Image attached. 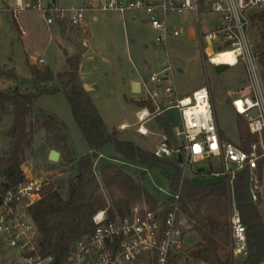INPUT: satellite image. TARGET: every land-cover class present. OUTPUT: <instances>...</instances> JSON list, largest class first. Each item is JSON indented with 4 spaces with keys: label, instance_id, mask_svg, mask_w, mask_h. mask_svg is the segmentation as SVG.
<instances>
[{
    "label": "built area",
    "instance_id": "obj_1",
    "mask_svg": "<svg viewBox=\"0 0 264 264\" xmlns=\"http://www.w3.org/2000/svg\"><path fill=\"white\" fill-rule=\"evenodd\" d=\"M27 1L16 0L14 15L29 7ZM36 1L37 8L51 13L45 19L48 25L65 23L84 33H87L85 13L88 9L122 15L131 13L134 19L145 16L146 22L158 32L156 42L166 47L170 39L181 35L170 17L189 11L197 45L211 65L226 64L214 63L212 55L224 50L234 52L235 65L241 63L245 67L247 80L243 87L230 93L229 98L237 116L246 120L250 134L257 137L249 150L238 142L221 138L209 85L187 95L178 91L172 80L175 68L169 55L168 61L161 64L162 69L142 82L139 97L150 100L154 109L139 107L136 131L148 136L150 130L146 124L152 118L169 109L178 112L180 122L174 127L173 136L180 144L164 137L153 153L159 158H175L184 171L194 165L204 167L202 163L213 158L220 161L223 170L213 175L226 178L230 188L231 255L247 257V231L237 206L234 180L247 168L250 201L261 200L263 174L259 172V164L264 159V76L251 29L252 16L264 10V0H92L90 5L68 8L54 4L51 8L42 7L41 0ZM212 15L217 16L213 21ZM204 23L210 25L207 31L201 29ZM207 44L211 48L206 53ZM82 46L88 47L86 39ZM36 61L46 63L43 57ZM127 127L122 125L121 129ZM24 174L25 180L17 186L0 190V244L6 253L1 264H54L53 256L45 255L39 247L40 231L32 214L33 207L42 199L48 179L33 177L27 171ZM183 179H186L184 173ZM180 196V189L172 191L165 200H157L156 207L143 202L125 216L112 217L108 208L98 210L92 218L93 231L79 239L67 264H175L186 248V237L195 231V222L181 207Z\"/></svg>",
    "mask_w": 264,
    "mask_h": 264
},
{
    "label": "rangeland",
    "instance_id": "obj_2",
    "mask_svg": "<svg viewBox=\"0 0 264 264\" xmlns=\"http://www.w3.org/2000/svg\"><path fill=\"white\" fill-rule=\"evenodd\" d=\"M89 0H41L42 7H72L83 6ZM29 7L18 14L16 0H0L1 23H0V90L21 92L33 90V77L30 64L48 66L55 72L65 69L66 53H83L81 58V72L88 83H95L96 91L92 93V100L97 106L102 118L109 129L116 128L120 139L134 141L140 147L149 152L157 147L164 139L160 125L156 117L147 124L150 130L148 136H140L137 132L136 112L139 107L138 100L141 98L133 94L129 87V79L137 78L142 81L149 79L152 73L162 69L161 64L168 61V55L174 66L172 80L181 93L203 85H209L212 91L213 104L216 120L224 137L234 142H240L238 129V116L231 105L230 93L237 91L246 84L247 75L245 67L239 63L228 67L225 71L217 73L197 45L192 15L189 11L170 17V22L176 24L181 31L180 37L170 39L167 47L164 43H157L158 32L146 22L145 16L141 22H130V15L117 13L109 16L104 12H97L99 20L92 19L91 12L86 11L87 33L76 27L67 26L69 31L62 35L58 23L48 25L46 17L51 13L37 8L36 0H28ZM216 15L211 16L213 21ZM208 23L201 27L207 31ZM261 28L257 22H253L251 38L255 48L263 45L260 38ZM88 41V47L82 46L83 40ZM129 42V43H128ZM211 45H205L207 53ZM264 49V45L263 48ZM262 49L257 50L259 65L264 76V64L260 61ZM43 57L45 64H39L36 59ZM182 67L184 73L177 72V67ZM58 82L55 81V85ZM181 93V94H182ZM55 115L63 126L61 131L66 134V140L55 136V132H49L36 121L44 122L49 115ZM246 122V120L243 118ZM27 121L35 127L34 142L32 149L26 152L25 162L22 169L33 177H45L47 183H54L63 195L68 194V182L78 170L79 161L83 157L91 156L95 150L86 142L81 128L75 119L70 103L62 91L52 94H43L38 97L35 109ZM13 115L4 114L0 121V155H3L10 146L7 131L12 125ZM122 123L128 124L125 130L120 129ZM38 125V124H37ZM244 125V123H243ZM171 141L180 144L174 136ZM67 147V149H66ZM51 150L61 153L58 162H52L48 156ZM172 161L177 163L175 158ZM107 163H112L130 174L135 181L144 189L153 194L157 200L163 201L172 192L170 182L163 174L162 168L148 169L146 165L126 160L116 151L112 143L106 144L98 152L94 159L93 172L101 185V193L106 199L107 205L112 206L113 201L109 192L105 189L101 170ZM178 164V163H177ZM199 165L186 168L183 173L186 179L202 181L206 183L217 182L220 178L213 175L214 172L223 170L222 164L217 158L205 161L204 173H198ZM182 168V167H181ZM264 196V192H263ZM146 202L143 199L137 204ZM264 197L258 203L264 221ZM262 204V205H261ZM229 216L230 206L228 199ZM103 208V209H104ZM230 230V217H229ZM231 236V235H230ZM199 237L195 232L188 234L185 240L186 248L178 257L175 264H204L202 262H188V252L198 242ZM231 248V245H230ZM231 251V250H230ZM232 252V251H231ZM6 253L0 244V264ZM236 264H241L245 257L233 258Z\"/></svg>",
    "mask_w": 264,
    "mask_h": 264
},
{
    "label": "trees",
    "instance_id": "obj_3",
    "mask_svg": "<svg viewBox=\"0 0 264 264\" xmlns=\"http://www.w3.org/2000/svg\"><path fill=\"white\" fill-rule=\"evenodd\" d=\"M252 18L253 22L259 24L260 38L264 42V10L255 13ZM263 45H257L256 50L262 49ZM82 56L81 52L73 55L66 53L65 69L61 72H55L48 66L30 64L32 91L0 90V121L4 114L13 115L12 125L7 131L10 146L0 155V190L13 188L25 180L22 164L25 162L26 152L32 149L36 126L55 132L57 137L61 134L63 140L67 138L61 131L63 126L53 114L42 123L36 121V126L27 121L35 109L36 100L43 94L62 91L66 95L86 142L95 150L90 157L80 159L76 175L68 182L66 196L54 183L44 185L42 199L32 209L40 231L41 251L45 255L53 256L54 264H67L79 239L93 231V215L107 205L101 193V185L94 175L93 163L98 157V152L106 144L112 143L120 156L126 160L146 165L148 169L162 168L163 174L170 182V189L173 192L180 189V205L194 220V230L199 236V241L188 252L189 263L236 264L230 251V188L227 179L220 178L214 183L182 180V168L179 164L155 156L153 152L143 149L132 140L120 139L116 128L109 129L80 80ZM260 61L264 64V49L261 50ZM55 81L58 82L57 85ZM136 102L138 107L148 106L154 109L150 100ZM155 117L162 134L171 140L174 127L180 122L178 112L169 109ZM238 129L239 145L249 150L257 137L250 134L248 124L241 116H238ZM220 134L223 140H228L221 131ZM263 168L264 159L259 164L261 175ZM101 175L104 187L113 201L112 206L108 208L110 216L129 214L143 197L151 208L156 207V197L144 191L130 174L116 165L107 163L102 167ZM248 176L249 170L246 168L239 172L234 180L237 206L247 231L248 255L241 264H263L264 221L258 206L261 200L258 203L250 201Z\"/></svg>",
    "mask_w": 264,
    "mask_h": 264
},
{
    "label": "crops",
    "instance_id": "obj_4",
    "mask_svg": "<svg viewBox=\"0 0 264 264\" xmlns=\"http://www.w3.org/2000/svg\"><path fill=\"white\" fill-rule=\"evenodd\" d=\"M92 3V0H89V2L86 4V3H84V5H90ZM88 12H91V13H93L91 16H92V19L94 20V21H98L99 20V15L97 14V12H100V11H96V10H93V9H88L87 10ZM104 13H106V14H109V16L111 17V15L113 16V15H115V14H117V12H104ZM129 15H130V17H129V19H124V20H126V22H127V20H129L130 22H134V23H138V22H141V18H139V19H134V17H135V15L134 14H131V13H128ZM60 26V25H59ZM60 30H61V33H62V35H64V33L65 32H68L69 31V29H68V27L67 26H63V27H61L60 26ZM129 43V42H128ZM67 54H69L68 52H67V50L65 51ZM74 53V52H73ZM73 53H70L69 55H73ZM46 62V61H45ZM178 68H182V67H180V66H178L177 67V69ZM183 69V68H182ZM53 70V69H52ZM184 70V69H183ZM54 71V70H53ZM185 71V70H184ZM184 71L182 72V73H184ZM178 72V71H177ZM180 73V72H179ZM79 77H80V80H81V82H82V84H83V86H87L88 87V89H87V91L89 92V94H90V96L92 95V93L94 92V91H96V85H95V83H88V82H86L85 80H84V78H83V74H82V72H81V64H80V70H79ZM143 79H145V78H143ZM142 82H143V80L142 81H140V80H138L137 78H131V79H129V81H128V83H129V87H130V89L132 88V86H133V84L134 83H141V90H142ZM195 89H197V88H195ZM195 89H193V90H195ZM192 90V91H193ZM132 93H133V91H132V89L130 90ZM182 93V92H181ZM134 94V93H133ZM141 94V93H140ZM139 94V95H140ZM182 94H185V95H187L188 94V91H184V93H182ZM136 95V94H135ZM139 95H137V96H139ZM92 97V96H91ZM122 125H128V124H125V123H122L121 125H120V129H121V126ZM122 130V129H121ZM137 132V131H136ZM139 134V133H138ZM140 136H143V135H141V134H139ZM52 151V150H51ZM50 151V152H51ZM50 152H49V155H50ZM48 158H49V156H48ZM263 192H264V168H263ZM263 194H262V197H261V200L263 199ZM262 204H264V203H262ZM261 204V205H262ZM193 232H195L196 233V231H193ZM197 234V233H196ZM198 235V234H197ZM199 237V236H198ZM199 241V240H198ZM264 264V263H263Z\"/></svg>",
    "mask_w": 264,
    "mask_h": 264
},
{
    "label": "water",
    "instance_id": "obj_5",
    "mask_svg": "<svg viewBox=\"0 0 264 264\" xmlns=\"http://www.w3.org/2000/svg\"><path fill=\"white\" fill-rule=\"evenodd\" d=\"M228 67H230L229 65L227 64H217V65H214V69L217 73H221L223 71H225ZM178 72L182 73L184 70L182 68H178L177 69ZM84 88L87 90L88 87L85 85ZM18 90V89H16ZM132 91L134 94L136 95H139L141 93V83H134L133 86H132ZM0 119H1V114H0ZM60 157H61V153L57 150H52L50 152V155H49V159L52 161V162H58L60 160ZM179 161H181V157L179 158ZM205 170L204 167H200L197 169V172L198 173H203ZM140 186V185H138Z\"/></svg>",
    "mask_w": 264,
    "mask_h": 264
},
{
    "label": "bare ground",
    "instance_id": "obj_6",
    "mask_svg": "<svg viewBox=\"0 0 264 264\" xmlns=\"http://www.w3.org/2000/svg\"><path fill=\"white\" fill-rule=\"evenodd\" d=\"M214 63H226L235 65L234 52L231 50H224L212 55Z\"/></svg>",
    "mask_w": 264,
    "mask_h": 264
}]
</instances>
